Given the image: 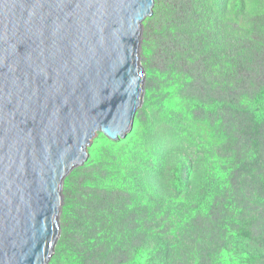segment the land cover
Returning <instances> with one entry per match:
<instances>
[{"label": "water", "instance_id": "obj_1", "mask_svg": "<svg viewBox=\"0 0 264 264\" xmlns=\"http://www.w3.org/2000/svg\"><path fill=\"white\" fill-rule=\"evenodd\" d=\"M154 0H0V264H50L64 181L132 132Z\"/></svg>", "mask_w": 264, "mask_h": 264}, {"label": "rangeland", "instance_id": "obj_2", "mask_svg": "<svg viewBox=\"0 0 264 264\" xmlns=\"http://www.w3.org/2000/svg\"><path fill=\"white\" fill-rule=\"evenodd\" d=\"M171 1L154 0L153 16L143 24L140 61L146 79L143 104L139 111H143V114L137 113L133 131L117 142L108 140L101 133L97 134L87 148L89 157L82 167L92 168L94 174L79 168L64 181L59 219L61 238L50 264H112L111 260H119L112 244L101 240V237H98L101 242L85 238V230H78V227L96 225L93 217L104 208L115 212L116 205H110L114 204L115 193L123 194L126 198L118 202L134 220L135 216L138 217L137 221L143 219V215L150 222L155 220L153 228L158 231V241L154 243L153 233L149 234L154 244H149L143 253H137L139 258L135 264H171L172 259L161 254L160 249L169 247L160 243L162 235L178 239V235L185 232L184 222L189 223L183 219L184 215L194 218L193 211L200 204L199 198L206 195L209 196L206 206L209 205L213 211L210 214L211 225H214L218 217L214 211L216 201L220 209L219 199L229 193L234 196L231 182L240 177L242 166L250 164L246 168L255 164L251 172L259 171V154H254L257 147L254 149L248 144L250 148L243 149L240 139L244 138L243 132L247 125L258 124V131L248 138L261 137L259 145L264 146V95L250 92L255 91L257 86L263 87L264 60L259 65L260 72L257 62L237 67L230 63L209 69L211 76L202 75L199 63L196 67L195 64L188 66L174 61L168 52V42L170 49L171 41L174 42L171 38V16L162 12L165 8L170 9ZM247 1L248 12L244 13V18L241 16L239 22L232 24L236 29L242 26V21L244 25L251 15H255L256 8L264 14L263 0ZM183 5L188 8V1L184 0ZM226 24L231 26L227 21ZM212 26L211 23L207 25L209 29ZM245 33L242 29V38ZM233 38L232 33L230 43H233ZM239 42L240 38L237 39ZM225 45L229 54L235 55L237 44ZM186 53L194 58L199 56L193 50ZM208 86L230 90L242 103L230 109L209 106L202 100ZM247 87L250 94L243 93ZM261 90L264 91V88ZM192 92L197 96L202 95L194 98L191 97ZM88 163H92V167ZM76 174H80L79 177ZM69 178L76 179L72 187ZM122 184L129 186L125 189ZM140 185L143 186L142 190ZM103 191L106 198L95 197L98 194L101 196ZM239 193L242 195L241 189ZM140 198H144V204L140 200V205L135 206L136 199ZM245 198L247 200L240 201L239 210H249L248 222L255 218L251 216L253 213L250 210L264 216L263 203L256 204L253 198ZM71 204H74V209H69ZM231 208L237 214L238 210L233 206ZM146 226L150 224L146 223ZM239 226L237 218L224 226V230L229 228L232 252L224 253L223 264H264V246L251 238H244ZM255 233L258 239L264 238L263 228ZM207 238L213 239L212 236ZM66 239L73 247L62 253L58 249ZM171 249L180 253L179 249ZM159 253L164 259L161 263L154 256Z\"/></svg>", "mask_w": 264, "mask_h": 264}, {"label": "trees", "instance_id": "obj_3", "mask_svg": "<svg viewBox=\"0 0 264 264\" xmlns=\"http://www.w3.org/2000/svg\"><path fill=\"white\" fill-rule=\"evenodd\" d=\"M183 1L172 0L170 9L165 8L162 11L171 16V38L174 42L171 41V49L168 42V52L174 61L188 66L195 64L196 67H198L197 63H199L202 68L200 71L202 75H210L208 73L209 69L213 70L215 67L220 65L227 66L230 63L237 67V65L247 66L257 62V70L259 72L261 71V66L259 65L264 60V14L258 8L255 9V15H251L247 23L243 25L242 21V26L239 25L236 29L232 24L239 22L241 16L244 18V13L248 12L247 0H186L188 1V8L184 7ZM224 18L226 19L224 20ZM226 21L233 28L227 25ZM208 23H211L214 27L212 26L209 29L207 27ZM242 29L246 32L244 38H242ZM232 33L234 35L232 41L234 44H237L235 55H230L228 47L225 45L226 43L233 44L230 43ZM238 38H240L239 43H237ZM189 50L196 52L199 55L198 58H194L186 53ZM261 85L263 87L257 86L255 91H250L247 87V91L243 93L250 94V91L257 95L259 94V96L264 95V91L261 90L264 88V81ZM198 96L194 92L191 93V97L197 98ZM202 100L209 106H225L229 107V109L236 105L240 106V103H242L238 100V96L232 94L230 90L215 89L211 86L206 88ZM138 114H143V111ZM259 126L258 124L252 123L247 125L243 132L244 138L240 139V146L243 149H249L248 144L252 145L254 149L257 147L255 152H253L254 154H259V156L257 155L260 160L259 165H257L259 171L256 173L251 172L255 164L245 168V166L250 165L245 163L242 166V171L239 167L241 171L239 174L240 177L234 182H231V191L234 196L229 193L224 198L219 199L221 204L220 209L218 207V201H216L214 211L218 214V217L214 221V225H211L210 214L213 211L209 209V205L206 206L208 203L207 199L209 198L206 195L199 198L198 201L200 204L193 211L195 214L194 218L184 215L183 219L188 220L189 223L184 222L183 227L185 228V232L182 235H178V239L171 238L166 234L162 235L160 243L171 248L179 249L180 252L176 253L175 250L169 247L160 249L161 254L172 259L171 264H223L222 259L224 253L232 252L231 235L228 232L229 228L224 230V226L228 221L230 222L236 218L239 219V223L242 226L238 227L242 232V236L247 239L251 238L253 239L252 241L264 246V238L258 239V235L255 233L259 229H264V216L260 212L257 213L250 210L253 213L251 216L255 218L248 222L247 214L249 210L246 208L239 210L241 208L239 207L241 205L240 201L247 200L245 196L253 198L256 204L260 202L264 204V146L259 145L261 137L251 136L248 138L249 135L258 131ZM259 136H261V132ZM88 164L92 167V163ZM96 167L97 165L94 169ZM83 170L92 171L91 173L94 174L92 168L85 167ZM79 175L76 174V177H79ZM68 182L70 187H72L76 179L69 178ZM121 186L127 189L129 185L122 184ZM142 187L140 185L139 188L142 190ZM239 189L242 190V195L240 194L241 192L239 193ZM104 193L103 191L101 196L98 194L95 197L106 198L107 195ZM114 195H116L113 201L114 204L110 203V205H116L115 212H111L109 208H104L102 211L96 212L95 214H99L93 217L96 225L85 226L84 228L78 227V230L80 232L85 230V235L83 236L85 238L101 242L98 240V237H101V240L103 239L105 242L114 246L112 249L119 255V260L116 261L113 259L110 263L135 264L139 258L137 253H143L149 244H154L158 241V231L153 228L155 220L150 222V220H146L145 215L139 221L136 220L138 217L135 216L134 220V218L127 214L125 207L120 206L118 202L120 199L126 200L123 194L115 193ZM140 200L142 203L144 202V198L136 199L137 204L135 206L140 205ZM145 203L147 204V201ZM231 206L235 210H238L237 214H235ZM69 209H74V204H71ZM111 215L113 216L110 217ZM255 219L256 222L254 221ZM146 223H149L150 226L147 227ZM217 230L220 232L217 233ZM152 233L154 243L151 242L150 236L148 237ZM91 234H93V237H90ZM217 235L219 236L217 237ZM208 236H212L213 239H208ZM72 247L73 244L66 239L58 251L61 250L62 253H65L72 249ZM161 254L154 255L159 259L160 263L164 260Z\"/></svg>", "mask_w": 264, "mask_h": 264}, {"label": "clouds", "instance_id": "obj_4", "mask_svg": "<svg viewBox=\"0 0 264 264\" xmlns=\"http://www.w3.org/2000/svg\"><path fill=\"white\" fill-rule=\"evenodd\" d=\"M145 22H146V21H145ZM145 22H144V23H145ZM139 111H140V110H139ZM139 111H138V112H139ZM132 131H133V130H132ZM98 134H99V133H98ZM91 142H92V141H91ZM85 164H86V163H85ZM85 164H84V165H85ZM84 165H83L82 167H84ZM82 167H80V168H82ZM78 169H79V168H78ZM76 170H77V169H76ZM74 171H75V170H74ZM74 171H73V172H74Z\"/></svg>", "mask_w": 264, "mask_h": 264}]
</instances>
